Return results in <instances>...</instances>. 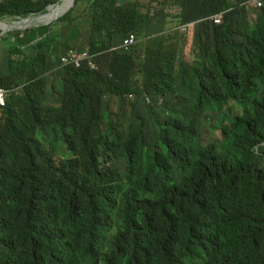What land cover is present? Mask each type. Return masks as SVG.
<instances>
[{
    "label": "trees",
    "instance_id": "16d2710c",
    "mask_svg": "<svg viewBox=\"0 0 264 264\" xmlns=\"http://www.w3.org/2000/svg\"><path fill=\"white\" fill-rule=\"evenodd\" d=\"M248 1L206 0L203 17L233 6L225 23L214 26L225 49L213 54L201 49L207 66H198L195 75L178 76L191 85V96L201 106L237 104L216 122L222 138L231 141L230 152L223 151L222 140H203L189 159L190 148L178 145L201 137L178 124L170 125L156 152L145 139L141 117L129 114L142 105L127 98L134 92V61L143 90L173 100L176 65L164 59L163 15L145 20L150 38L141 46V60L132 53L112 54L109 68L121 80L120 89L89 70L68 69L57 96L60 105L42 107V87L36 82L24 86L20 108L9 106L0 126V264H53L52 257L71 252L117 264H183V259H207V245L223 256V264H264V171L253 157L254 141L264 133V91L259 88L264 28L253 30ZM48 4H14L17 9L10 14L41 13ZM46 28L25 34L42 35ZM63 29L55 33L54 44L65 42L69 29ZM126 35L125 27L99 32L94 26L88 46L99 53ZM5 40L27 42L19 33ZM73 44L78 41L68 47ZM112 102L118 105L116 113L110 110ZM168 108L170 118L182 112L186 120L195 117L188 118L189 108ZM26 122L30 143L22 141ZM43 127V141L54 135L67 143L72 159L64 166L55 160L56 144L37 150L34 140ZM146 149L156 158L151 171L136 158ZM183 150L186 155L173 156Z\"/></svg>",
    "mask_w": 264,
    "mask_h": 264
},
{
    "label": "rangeland",
    "instance_id": "374dc122",
    "mask_svg": "<svg viewBox=\"0 0 264 264\" xmlns=\"http://www.w3.org/2000/svg\"><path fill=\"white\" fill-rule=\"evenodd\" d=\"M31 0H0V13H10L17 9L18 4L21 6H27ZM52 0H50L51 2ZM139 2L140 9L143 11L155 10L164 11L167 19V25L162 37V46L164 48L166 61H170L176 65L175 74L173 75V84L171 85L174 100L169 103V107H174L175 109L189 108L191 112H198L201 108L199 101L191 96L192 87L189 83L182 82L179 80L178 76L187 72L190 75H195L197 67L200 66L204 69L207 66L204 58L199 56V54L191 51L190 46L183 47V45L174 37L173 28L175 25L174 16L176 15V6L171 0H136ZM61 3V2H60ZM52 4V3H50ZM49 10H47L48 12ZM89 0H81V2H76V5L72 7L70 13V18L63 21L54 27H47L43 30L42 35H32V36H21L25 41L24 43H15L8 40L2 39V30H0V80L1 82L9 88L17 87L16 92H14L9 100V105L12 108L18 110L24 99V86L27 83L35 82L42 87V91L38 95L40 100V105L46 107L52 104L58 105V101L55 98L56 92L54 90L55 81L59 79L60 63L56 58L57 53L62 52V48L69 45L72 41H83L85 39V34H89L92 31L93 24L91 19ZM46 12V13H47ZM258 10L254 8H249V14L251 21H255ZM45 14V13H43ZM86 16L87 24L85 28L82 26L83 17ZM33 17V16H30ZM29 18V17H28ZM27 19V18H26ZM14 24V19H6L0 17V23ZM46 24H35V29ZM66 26L69 30L67 31V37L64 43L54 44L55 33L60 31L64 33L62 29ZM34 26L28 27L32 28ZM25 29V30H27ZM21 29H13L6 31V34L16 35L17 31H25ZM5 34V35H6ZM15 38H13L14 40ZM72 47L78 48V45H73ZM64 54V53H62ZM109 54L104 52L99 55L98 59L101 64H104L109 59ZM12 63V70H9V64ZM186 68L187 71H186ZM139 69H131L132 73H137ZM166 81L171 79L168 74L164 77ZM259 88L264 91V76L260 81ZM108 99L109 96H105ZM230 105L223 104L217 112L203 111L198 117H192L186 120L183 112L173 118L166 114L165 109H163L159 116L155 109L134 106L129 114L133 117H141L143 125L145 127L146 137L145 139L149 141L151 147L159 149L160 143L165 142L164 137L168 133V128L172 124L186 125L190 133L197 132L199 137L195 142H186L178 145V147L190 148L188 158L191 159L196 151L197 143H201L209 140H216L221 138V134L216 128V122L222 119L224 116L230 114ZM111 110L115 112L117 110V105L113 103L111 105ZM157 117V118H156ZM30 124L28 122L24 125V135L22 141L24 143H30L28 130ZM43 132L39 133V137L35 138L34 142L37 145V150L39 152H44L49 150L51 147L47 145L42 138L46 128H42ZM203 138V139H202ZM51 140L55 141L61 147L67 146L60 137L51 136ZM224 143V152H230L232 149L231 141L226 140L224 137L221 138ZM61 151L55 152V159L58 165H65L69 162V159L64 158L65 153ZM17 149L18 146H14ZM70 153V152H69ZM186 155L187 151L183 150L176 154Z\"/></svg>",
    "mask_w": 264,
    "mask_h": 264
},
{
    "label": "clouds",
    "instance_id": "9594fccd",
    "mask_svg": "<svg viewBox=\"0 0 264 264\" xmlns=\"http://www.w3.org/2000/svg\"><path fill=\"white\" fill-rule=\"evenodd\" d=\"M34 1H38V0H34ZM171 1L176 6V12H175L176 15L174 16L175 25L173 28L174 37L183 45V47H187L189 45L191 51H193L196 54H199V56L200 53L201 54L203 53L201 49H204L205 50L204 52H207L208 54L220 52L225 49L226 41L223 38V36H221V34L217 32L214 26H220L225 23L226 16L230 11L233 10V6L226 8L220 12L211 14L207 17H203L202 11L206 7V0H177V2L176 0H171ZM60 2H62V0H52L51 2L49 0V4L46 7L45 11L41 13L32 12L27 16H14L10 13L2 12L0 17H4L6 19L12 18L14 19V21H16L14 23H18L26 18L28 19V17L30 18V16L38 17L40 15H43V13L46 14L47 10H50L51 7L60 4ZM76 2L80 3L81 0H73L70 6L65 11L57 15L55 20H53L49 24L42 25L40 27H54L55 25L68 20L70 18L72 7L76 5ZM89 3H90V11L88 14H91L93 27L95 26V28L99 32L117 31L125 27L127 29V35L120 42H117L116 40L111 41L109 49L99 53L92 52L88 46L90 33L92 31L89 34H85V39L83 41L78 42V44H73V45H78L79 46L78 48L72 47L73 45L69 47L68 45L63 47L62 52H59L56 55L58 64L60 63L59 66L60 71L58 74L59 79H56L54 86V90L56 92L55 95L56 100H57V96L61 94V88H60L61 82L63 77L66 75V71L68 69H70L73 72H77L81 70H89L102 77L105 81H111L116 86L117 89H120L122 85L121 80L116 78L109 68V64L112 59V54L116 52L132 53L138 58V60H141L144 57V53L141 49V46L142 44L145 43L147 39L150 38L147 35L148 33L146 28L147 22H145V20L151 21L152 18H155L157 15H163L165 18V28L167 25L166 16L164 14V11H162L164 9L160 11H155L154 9L149 11H143L140 9L139 2L136 0H89ZM245 5L248 11L249 8H254L258 10L255 21L254 22L251 21L254 23L253 30L264 28V0H250L246 2ZM63 17H65V20L59 22V20ZM209 22H211L212 25ZM86 24H87V20H86V16H84L82 21L83 28H85ZM33 26L34 27L29 29L26 28L27 30L21 29L25 31H17L16 35H18V33L21 36L35 35L36 33H33L32 35L25 34L26 32H29L31 30H37L38 28H40L38 27L37 29H35V25ZM5 32L6 31L2 32L1 34V36L4 35L2 37V39L4 40L5 37L12 36L6 34ZM163 33H162V37H163ZM104 52H107L110 57L107 62L101 64L98 57L100 54ZM132 68L133 69L137 68L139 69V71L137 73H132L131 86L134 89V92L129 94L127 98L131 101H135L137 99L141 100L142 105L138 107L155 109L158 116L163 109H165L166 112H169L168 105L171 101L174 100L173 96H172L173 100L167 101L163 96H156L152 93H146L143 90V86L141 83V70L139 67V62L134 61ZM16 90L17 87L9 88L6 85H4L0 80V126L2 123V119L4 117L5 110L9 106L11 107V105H9L10 97L14 92H16ZM113 103L117 105L116 102H112L111 105ZM201 104H202L201 106L202 110L198 113V115L192 113L190 110L187 111L190 115V116L188 115V118L194 115L195 117H198L203 111L217 112L220 109V107L223 105L222 104L218 108V106L214 104H203V103ZM224 104H228V103H224ZM59 105L60 103L57 106ZM111 105H110V110H111ZM229 105L232 108V106L237 104L235 102H231L229 103ZM117 111H118V105H117V110L115 112L111 110L112 113H116ZM171 115H176V113L172 112ZM180 126L181 125H179V127ZM176 131L177 129L172 127L170 132L175 134ZM221 138L216 140H221ZM44 142L47 145H49L51 148L53 143L56 144L59 147L58 151H61L60 150L61 146L57 144L55 141L50 140ZM66 147L67 146L61 147L62 152L65 153L64 158H67L69 159V161H71L72 158L70 157H72V155L66 151ZM155 151L160 152V149H155ZM154 156L155 154L152 153L150 149L149 150L146 149L145 152L139 150L136 153V158L138 159L139 165L141 164L143 167L149 166L150 171H151V167L154 164L153 163L154 160H156ZM253 157L255 158L259 169L264 171V133L260 134L258 138L254 141ZM203 249L209 255L207 259H204V257L202 259H198V258L183 259V264H223V260H224L223 256L218 251L211 249V246L208 245L205 246ZM51 262L53 264H117L115 261L112 262V261L104 260L103 258L97 256H92L89 259L87 258L86 255L82 253H74V252L68 254H58L52 257Z\"/></svg>",
    "mask_w": 264,
    "mask_h": 264
},
{
    "label": "bare ground",
    "instance_id": "6f19581e",
    "mask_svg": "<svg viewBox=\"0 0 264 264\" xmlns=\"http://www.w3.org/2000/svg\"><path fill=\"white\" fill-rule=\"evenodd\" d=\"M72 1L73 0H62L60 4L51 7L48 13L38 17H30L14 24L0 23V30L9 31L13 29H26L35 24H49L55 20L58 14L65 11L70 6Z\"/></svg>",
    "mask_w": 264,
    "mask_h": 264
}]
</instances>
